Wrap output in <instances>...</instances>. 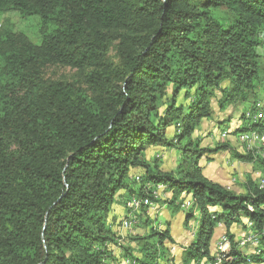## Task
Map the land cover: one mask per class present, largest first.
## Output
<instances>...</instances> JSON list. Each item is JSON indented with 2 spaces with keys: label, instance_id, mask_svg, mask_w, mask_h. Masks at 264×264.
Wrapping results in <instances>:
<instances>
[{
  "label": "trees",
  "instance_id": "obj_1",
  "mask_svg": "<svg viewBox=\"0 0 264 264\" xmlns=\"http://www.w3.org/2000/svg\"><path fill=\"white\" fill-rule=\"evenodd\" d=\"M12 12L42 29L37 44L0 25V264H116L117 196L157 203L159 186L170 209L191 200L185 217L200 213L198 233L178 259L170 230L152 228L133 238L137 253L123 248L131 264H264L261 181L238 195L209 180L200 161L222 148L194 136L215 104L247 108L239 132L264 136L254 121L264 112V0H0V18ZM47 67L77 70L84 86L47 81ZM151 147L175 149L176 170L146 162ZM237 157L264 179L261 155ZM133 169L142 176L131 185ZM220 224L231 248L214 254ZM233 225L256 235L255 254L238 248Z\"/></svg>",
  "mask_w": 264,
  "mask_h": 264
},
{
  "label": "rangeland",
  "instance_id": "obj_2",
  "mask_svg": "<svg viewBox=\"0 0 264 264\" xmlns=\"http://www.w3.org/2000/svg\"><path fill=\"white\" fill-rule=\"evenodd\" d=\"M5 21H10L16 31L26 34L32 42L37 44L41 42L42 24L39 17L23 18L19 13L12 12L0 18V25ZM49 31L52 32V28ZM263 49H261V53H264ZM109 58L114 64H119L115 50L110 52ZM44 77L47 81H68L84 86L83 77L79 75L77 70L71 68L47 67L44 70ZM214 108V118L204 121L201 129L194 136L201 140V147L203 149H222L213 154L206 155L201 159L200 164L204 168V175L209 180L221 184L238 195H243L246 193L248 181H262V175L257 170L258 164L241 161L237 155H258L260 147L262 148V146L259 142L255 143L250 140L252 132H239L240 129L246 127L245 120H242L243 113L250 116L247 108L243 106L231 107L223 112L218 109L216 104ZM256 117H254L255 122H257ZM226 132L228 135L224 137ZM169 136H172V134ZM144 160L160 167L165 172H172L176 170L180 157L175 149L151 147L146 151ZM129 176L130 184L133 185L134 179L137 176H142V170L133 169ZM134 197L136 198L137 196ZM134 197H130L125 191H121L117 196L116 204L109 214L108 226L116 238V243L109 246V250L117 258V262L112 263L131 264L132 259L125 257L123 248L130 246L137 253V244L133 241V238L147 235L152 228L159 231L170 230L176 243L174 246L171 244L167 246L170 249L171 256L179 259L183 248H186L194 239L195 234L198 233L197 225L199 223L200 213L196 211L195 221L187 220L185 217L187 212L181 208L182 201L177 203V206H180L178 211L170 209L168 204L164 206L166 202L172 199L171 192L166 189L157 190V199L159 201L154 203L152 209L143 204L137 213L133 214L129 211L128 204ZM183 198L184 202L188 201L187 198ZM148 199L150 200L148 197L142 198V202L146 203ZM129 218L134 219L133 226L125 229L123 222ZM243 222L245 224L247 223L246 220H243ZM216 231L218 234L214 237L212 246L214 254L218 249L217 244L219 243V239L225 233L228 234L223 224H220L216 228ZM242 232L243 228L240 226H233L230 230V233L235 235L236 240H239L238 238H240ZM248 237L249 235L246 238ZM242 245L241 249L247 255L255 254L256 250L254 251V247H258V244L256 245L254 241L248 243V247Z\"/></svg>",
  "mask_w": 264,
  "mask_h": 264
},
{
  "label": "built area",
  "instance_id": "obj_3",
  "mask_svg": "<svg viewBox=\"0 0 264 264\" xmlns=\"http://www.w3.org/2000/svg\"><path fill=\"white\" fill-rule=\"evenodd\" d=\"M259 107L261 108L262 106L259 105ZM257 115L258 116L256 117V119H257L258 122L264 121V112H259ZM227 135H228V133L226 132L224 134V137H226ZM250 140L255 142V143L259 142L261 144L262 148L260 147V150L258 148H256V149L259 150V155H261L264 158V136H260L256 132H252V134L250 136ZM135 179H136L137 182H139V181H141V176H137ZM261 186L264 187V179H262V181H261ZM166 189L167 188L165 186H159L157 188V190H166ZM157 190L154 191V193H153L155 198H157ZM143 204H145L146 207L151 208V209L154 207V203L151 201V199L150 200L148 199L146 201V203H143L142 202V198H139V197L135 198L134 197L131 200V202L128 204L129 211L131 213L135 214V213H137V211L140 209V207ZM191 206H192V203H191V200H189V199L186 202L183 201V203L181 204V208L185 212L189 211ZM133 221H134V219H132V218H129V219L125 220L123 222V227L125 229L131 228L133 226ZM247 225L249 226V228L253 227L252 223H250V222H247ZM248 235H249V237L245 238L244 242L242 244L245 245V244H248V243H251L252 241H254L255 244L257 245L258 241H257L256 235L254 233H252V232H249ZM217 247H218L217 251H219L220 253H228L230 251L231 244H230V240H229V238H228V236L226 234L223 235L219 239V243L217 244ZM259 253L260 252H257V254H259Z\"/></svg>",
  "mask_w": 264,
  "mask_h": 264
},
{
  "label": "crops",
  "instance_id": "obj_4",
  "mask_svg": "<svg viewBox=\"0 0 264 264\" xmlns=\"http://www.w3.org/2000/svg\"><path fill=\"white\" fill-rule=\"evenodd\" d=\"M164 206H165V205H164ZM233 226H236V227H237V226H240V227H242L241 225H233ZM233 226H232V227H233ZM232 227H231V229H232ZM242 228H243V227H242ZM231 229H230V230H231ZM217 234H218V233H217V231H216L215 237L217 236ZM225 234H226V233H225ZM232 234H233V233H232ZM248 234H249V230L243 228V232H242L240 238H238L239 240H236V237H235V241H236V243L238 244V248H239L242 252H243V250L241 249V245H242V243L244 242V239L247 237ZM233 235H234V234H233ZM194 237H195V236H194ZM242 246H243V245H242ZM244 246H245V247H248L247 244H245ZM255 249H256V248L254 247V251H255ZM254 251H253V252H254ZM253 252H252V253H253Z\"/></svg>",
  "mask_w": 264,
  "mask_h": 264
}]
</instances>
